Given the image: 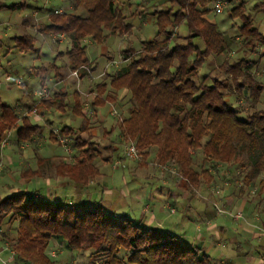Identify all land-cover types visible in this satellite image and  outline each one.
I'll use <instances>...</instances> for the list:
<instances>
[{"label": "trees", "instance_id": "1", "mask_svg": "<svg viewBox=\"0 0 264 264\" xmlns=\"http://www.w3.org/2000/svg\"><path fill=\"white\" fill-rule=\"evenodd\" d=\"M68 1L71 10L51 11L50 22L44 29L70 39V67L83 77L86 68H91L84 41L101 44L108 33H124L132 24H123L119 0ZM167 1L177 5V9L155 11L157 36L145 42L140 53L113 74L108 83L102 81L97 85L95 104L103 106L113 101V90L126 89L125 102L130 106L128 116L120 124L121 134L126 141L136 142L139 154L147 156L149 149L156 147L158 161L174 159L191 182H198L199 167L200 174L212 178L205 165L216 168L221 163L248 160L249 169L243 178L253 184L264 173V110L246 113L241 118L244 111L236 104L241 99L237 91L254 102H259L264 94V83L251 71L256 61L243 56L228 63L223 79L212 76L210 71L199 76L209 58L220 57L232 49L237 36H228L207 18L211 12L209 4L218 0ZM227 1L229 16L242 22L237 26L238 36L243 39L242 50L255 54L257 48H264V32L255 25V16L246 11L244 0ZM4 6L0 1V8ZM80 8L86 10V16L77 14ZM253 9L264 16V0L256 2ZM183 23L189 34L182 41L173 42V30ZM196 38L203 40V49L193 41ZM33 43L30 35L17 38L22 51L32 49ZM66 96L67 93L56 90L40 103L51 107L59 102L61 109H65ZM75 97L74 111L82 113L78 92ZM13 130L16 142L25 143L39 135L40 127L14 106L0 102V143ZM84 131H88L86 125L76 131L70 127L60 130V135L71 138L77 155L75 162L60 161L56 166L58 176L81 188L99 175L94 161L100 152L91 135L86 140L80 137ZM52 138L59 141L55 134ZM197 150L202 154L200 162L195 156ZM4 221L7 225L19 224L16 248L21 264H56L46 252L53 240L71 252H89L90 261L85 264H215L202 248L166 230L105 214L101 205H72L16 192L0 197V226ZM121 250L126 251V259L120 256Z\"/></svg>", "mask_w": 264, "mask_h": 264}, {"label": "rangeland", "instance_id": "2", "mask_svg": "<svg viewBox=\"0 0 264 264\" xmlns=\"http://www.w3.org/2000/svg\"><path fill=\"white\" fill-rule=\"evenodd\" d=\"M1 1L6 4V6L0 9V34L2 36L4 35L3 40L0 41V83H2L0 86V99L4 103L15 106L22 100L23 90H26L22 88L23 85H27L30 94L39 87L38 77L30 72L31 69L34 67L38 68L40 66H45L48 67L47 71H52L54 73L55 71H53L51 64L55 63L57 65H63V61L68 62L69 59L66 54H64L63 59H60L58 56H56L57 51L66 50V42L57 47L54 44L55 42H52L50 39L49 31L44 29V25L49 24L50 21L45 19V16L51 13V11H70L71 7H68L69 4L66 0ZM165 1L166 0H119L117 2V5L121 11V15L124 16V19H122L123 24L131 23L132 28H128L127 31L124 30V33H108L107 39L101 44L93 42L92 40L88 43L84 41V43L87 45V56L93 61L95 66V72L93 76L95 81L101 80L100 78H97V74H99L102 70V78L103 80H107L106 77L108 72L109 74H115L126 67L145 47L147 44L145 42L153 40L157 36L158 26L154 18L155 11L168 10L169 8H174V10L177 9V5L172 6L171 2ZM258 1L260 0H244V3L246 11L255 16V25H257L261 31L264 32V16L255 13V10L253 9L254 4ZM214 4L215 3L209 4L208 7L211 9V12L208 14L207 18L210 21L218 24L220 29L228 36H237V40L236 42L233 41L232 49H230L224 55L220 57L213 56L209 58V60L204 64L203 68L200 69L199 76L206 75L210 71L209 73L212 76L223 79L224 70L228 63L237 61L243 56H247V58L251 59L253 62L254 60L256 61L251 69L252 74L255 77L261 79L264 83V57H261L262 53L264 52V48H257V52L255 54L249 52L246 54L245 50H242L240 46L243 39L238 36L237 30V26L242 24L241 20H233L229 16L230 6L228 1L223 12L218 14L214 13L213 11ZM77 14L80 16H86L87 12L85 9L80 8L77 11ZM27 19L33 20L35 23L37 19H41L42 23L38 25L39 27H37L35 32L32 29L28 30V33H31L30 36L33 38V45L35 46L32 49L22 51L17 45L15 46L17 42L15 43L14 37L23 34L21 31L23 30L22 24L23 21ZM188 34L187 26L183 23L178 26V28L173 30L172 40L173 42L175 40L182 41L181 38L186 37ZM56 35L58 36L59 34H55L54 36L57 37ZM64 37L65 39L68 38L65 35ZM193 41L201 49L205 47L202 39L196 38ZM105 49L108 51V55L115 60L114 62L108 63L106 66L105 64L107 62L105 61L107 58L104 56ZM126 58L127 60H124ZM93 63L90 65V70L87 71L89 74H91L93 71ZM213 67L216 69L212 71L211 69ZM62 71L63 73H66V70L63 69ZM214 77L211 78L213 79ZM18 80L23 84L19 85L14 83ZM87 80L85 79L84 82ZM10 83L12 84L11 89L7 88L6 86V84ZM231 83L235 84L233 81H231ZM41 89L37 90V100L39 99L37 94ZM68 89L70 92L73 91L72 88ZM124 90L126 89H121L118 91L113 90V101H107L103 107L100 106V108H103V112L108 115L106 116V122H94L95 126L93 128L97 132L95 138L93 137L95 139L94 143L97 144V142H100L101 147L99 148H101L102 153L101 156L96 157L94 161L96 166L99 168V175L92 180L99 179V177L101 178L102 176V178H104L105 174L103 173L107 172L106 177L115 176V179L114 181L104 180V185L107 184L114 186L112 188L115 192L114 195L118 194L122 189L126 192L129 189H136L133 190L134 193L136 191L140 192V189H145L149 194L152 188V192L156 197L155 202H161L167 199L169 196L168 190L163 189V193H161L162 189H160L158 185H155L154 183H145L144 179L137 176H131L130 182L125 184L122 176L123 171H120L123 169L114 171L112 169H117L121 162L124 164L128 162L127 164L131 163L128 172L140 175H153L156 173L157 176H161L168 183H172L174 185L179 184L183 187H185L183 182H187L188 185L185 188L188 189L189 193L192 194L194 198H191L190 201H185L183 203H190L194 208L191 211L185 212L183 204L178 203V213L174 216V218L180 219L181 223L187 225L188 228L190 227L188 224L192 221L193 233H195V227L197 223H200L202 226V235H207L209 239L212 238L215 241H220L221 244H224V247L218 246V244H216L215 247H213L209 252L211 257H213V262L215 264H260V259L264 260V173H262L259 178H256L253 184L246 183L244 181L243 175L249 169L248 160H242V162L235 160L233 163L218 164L216 168H209L208 165H205L204 167L209 169L212 178L200 174L202 168H198V166L195 165V167L200 170L198 175L199 180L198 182H191L186 180V177L183 176L179 165L174 159H170L165 162L158 161L156 147L150 148L147 156H143L138 152V156L136 158L126 157V148L129 144H136V142L133 140L126 141L121 135L120 124L122 120L129 114L130 106V103L125 102L128 98V95H125V97L121 98L122 92ZM237 92V95L240 96L241 99L236 105H239V107L244 111V113H240L239 117L245 118L246 113L248 114L253 113L254 111L264 110V94L262 95L259 102H254L248 99L245 95H241L239 91ZM231 98L232 102L235 104L234 97ZM67 101H72V96L68 97ZM59 119L60 117H58L57 121ZM75 119L79 120V118L74 116V114L66 112V114L62 115L60 120L62 121V124L57 123L54 127L58 126V128H60L65 124L73 126L77 123H73ZM107 119L110 121H107ZM108 128H112L113 132L109 134L105 133ZM114 132L115 134H118V138L114 139V141L111 143L110 137L112 134H114ZM15 137L16 130H13L11 131L9 143L7 144L6 148L10 147L11 142L14 141ZM70 142H72V140L69 138L67 143L73 150ZM105 142L106 144H111L113 148L115 145H117L118 153H116V151L109 152V149H105V147H103ZM6 148H4L3 153L6 151ZM55 149L58 151V153L61 152L59 148ZM50 152L54 153V151ZM64 152L65 155L63 158H67L66 161L70 162L73 160L74 150L71 153L65 150ZM109 154H111L112 159L110 161H106L105 157H107V155L109 156ZM123 156L125 158H123ZM195 156L199 162L202 160V154L200 150L195 152ZM70 157L73 158L70 159ZM31 160V162L34 164L33 159ZM1 162L0 197L20 191L14 190V188H25L24 184L21 185L20 183L14 182V180H17V178L20 176V173L23 172L25 168L24 164L15 165V167L9 169L8 166L5 165L4 158ZM55 164L56 161L53 160L51 163L50 159L48 164L42 165L43 168L41 166L40 167L46 170V172L48 171L49 173L54 174ZM36 166H39V164H36ZM4 176H6L7 183H2L3 181H1V179L3 180ZM55 176L58 177L57 175ZM128 178L129 175H127V179ZM8 185L11 188L7 187ZM150 185H152V187ZM23 188L21 191L26 192L28 196H33L34 193L32 192V184H29L28 188L26 189ZM226 198L229 200L232 198L231 204L223 202V200H227ZM67 201H69L68 198H62L55 202L68 203ZM203 203H207L209 205L212 204L216 209L217 207H220L222 210H224V212L218 213L223 214L225 217H227V219H229L227 222H225V224H220L221 221L215 218L213 221L214 226L211 228L212 236H210V232L207 230L208 226L205 221L206 219L202 214ZM243 205L250 209L249 213L246 211L243 212ZM231 207H235V211L230 210L232 209ZM107 211L108 210L104 207L105 214L108 213ZM121 211L122 209L118 210V214L116 216L118 219L123 218L122 216H119L122 215ZM238 212H243L242 218H236L234 216V214ZM172 217L173 216H171V218ZM238 220H240L239 223ZM5 221L4 224L0 226V231L4 232L2 233V236L0 233V249L7 247L10 251H12V253H15L13 257H10L8 264H13L14 262V264H21V262H19L17 259L18 252L16 248L18 243L17 229L19 224L14 223L13 225H7ZM241 223L245 225L248 230L256 232L257 236L253 237L250 234H242V230H240ZM221 226L223 228H220ZM237 228L239 231H237ZM5 251L6 250H4V252ZM4 252L0 253V264H3L2 259L9 258V255L6 254L7 252ZM46 252L50 254L53 260H55L56 264H85L90 261L89 252H71L67 250L64 245L56 242L55 240L50 243ZM221 255L223 257L222 260L219 261L218 258ZM120 256L126 259V251L121 250ZM95 259L96 261L101 262L100 258H94L93 260Z\"/></svg>", "mask_w": 264, "mask_h": 264}, {"label": "crops", "instance_id": "3", "mask_svg": "<svg viewBox=\"0 0 264 264\" xmlns=\"http://www.w3.org/2000/svg\"><path fill=\"white\" fill-rule=\"evenodd\" d=\"M1 1V0H0ZM69 4L68 7H71L68 0H66ZM6 6V4H4ZM3 8V7H2ZM0 8V9H2ZM37 13V12H36ZM45 19L50 21V13L45 16ZM41 19H37L36 23L33 20L27 19L23 21L22 24V35L15 36L14 41L17 42V38L24 36V35H31V33H28V30H34V32L37 30L38 25H40ZM48 25V24H47ZM46 26V24L44 25ZM33 35V34H32ZM55 35V34H54ZM52 33H50V39L52 42H55L54 44L59 47L61 44L65 43L67 44L65 51H57L56 56L58 58L63 59L64 54H67V51L70 48V39L64 37L65 34L55 37ZM66 36V35H65ZM4 35L2 36L0 34V41L3 40ZM91 40H85L86 43L90 42ZM85 43V44H86ZM18 46V44H15V46ZM69 45V47H68ZM35 46V45H34ZM87 46V45H86ZM108 51L105 49L104 53L107 58L105 62V66L110 63L114 62L115 60L112 59L108 53ZM108 56V57H107ZM69 59V56H68ZM90 60V59H89ZM124 60H127L124 59ZM91 63H93L92 60H90ZM51 67L54 73L51 71H47L48 67L40 66L38 68L31 69V73L38 77L39 80V87L31 92V94L28 91L27 85H23L22 88L26 89L22 92V100L16 104L14 107L22 114L28 116L33 123H36L40 127L39 135L32 138V140L27 141L25 143H17L16 137L14 141L11 142V145L9 148H6V151L3 153V158L5 165L8 166L9 169L12 167H15V165L24 164L25 168L23 172L20 173V176L17 178V180L14 182L20 183L21 185L24 184L25 188L18 187L14 188V190H20L18 192H24L21 191V189L28 188L29 184H32V192L33 198L35 199H51L53 201L60 200L62 198H68L69 201H67V204L72 205H82L87 207H95L98 205H101L102 208L104 207L108 210V214H113L115 217L118 214V210L122 209V216L123 218H130L136 222H140L143 225L147 227H154L159 228L162 230L168 231L170 234L175 235L186 242L191 243L194 246L202 248L204 252H206L208 255L209 252L213 247H215L216 244L218 246L224 247V244H221L220 241H215L212 238H208L207 235H202V226L200 223H197L195 227V233L192 232L193 229V222L189 223V228L187 225H184L181 223L180 219L174 218L175 215H177V204L181 203L184 206L185 212L191 211L194 207L191 206L190 203H183L185 201H190L191 198H194L192 194L189 193L188 189L185 187L179 185V184H172L165 181L161 176H157L156 173L153 175H140V174H134L131 172H128V169H130V164H124L121 162L120 166L117 169L114 170H120L122 172L124 183H129L131 176H137L144 179L145 183L155 184L158 185L160 189H162L161 193H163V189L168 190V198L161 201V202H155L156 197L155 194L152 192V188L150 193L148 194L147 190L140 189L136 191L135 193L133 190L136 189H129L127 192L125 190H120V192L116 195H114V190L112 189L114 186L112 185H104L105 181H114L115 176H107L106 173L104 178L91 180L89 185L85 188H81L78 186L75 182L67 179V178H60L61 176H58L56 173V166L60 163V161H66L67 158H63L65 155L64 149L62 145L57 140L54 141L52 138V135L55 134L58 138L60 136V130H62L64 127H70L73 128L75 131L81 128L82 125H86L88 128V131H84L80 133V137H82L84 140L88 139V137L91 135L92 142L95 141V135H97L96 130L93 128L95 126L94 122L100 121L102 123L106 122V113L103 112V108H100V106H97L95 104V98L97 96V85L101 83L102 81L104 83H108L112 74L107 73V80H103V70L97 74V78H100L101 80L95 81L94 72H95V66L93 63V71L91 74L87 73L83 77L80 75L79 77H76L72 75L73 70L70 67V60L63 61V65H57L55 63L51 64ZM46 68V70L44 69ZM66 70V73H63L62 70ZM104 69V68H103ZM31 74V75H32ZM100 76V77H99ZM45 78V79H43ZM87 80L84 82V80ZM44 80V82H42ZM102 82V83H103ZM16 84L22 85L23 83L19 80L14 82ZM2 83H0V86ZM7 88L11 89L12 84H6ZM47 87L49 89V95L45 98L52 97L54 92L56 90H61L65 93H67L66 96V103L67 105L64 107L65 109H61L59 102L54 103L51 107H46L45 105L39 103V101L36 99V93L37 90ZM68 88H72L73 91L70 92ZM76 92L79 93V99L81 102V112L78 113L74 111L75 107V94ZM125 95H128V91L124 90L122 92V97H125ZM72 96V101H67L68 97ZM1 98V97H0ZM89 101V102H88ZM0 102L1 99H0ZM4 103V102H3ZM8 104V103H6ZM125 105V104H124ZM12 106V105H11ZM103 107V106H102ZM57 110V111H55ZM66 112L74 114L79 120L75 119L73 121L77 122L75 125H63L62 127L58 128L54 127L56 124H62L60 121L62 118V115L66 114ZM70 115V114H69ZM128 116V115H127ZM126 116V117H127ZM58 117L60 119L57 121ZM107 121H110L107 119ZM106 125V124H105ZM113 129L108 128L105 133H112ZM122 135V134H121ZM94 137V138H93ZM70 138V137H69ZM118 138V134H112L110 137L111 143L114 141V139ZM71 140V138H70ZM95 144V143H94ZM96 148L99 150V155L101 156V147L100 142H97L95 144ZM105 149H109V152L116 151L117 152V145L111 146V144H106L103 146ZM55 148H59L61 152L58 153V151ZM50 151H54L50 152ZM50 152V153H48ZM115 153V152H114ZM115 153V154H116ZM77 155L76 151L73 153V157H70V159L73 158L70 162H75V156ZM97 156V157H98ZM33 159L34 164L31 162ZM123 158H125L123 156ZM56 161V164L54 165V174L57 175L56 177L53 173H49L48 171L42 169V165L48 164V161ZM112 159L111 154L107 157H105L106 161H110ZM115 163V162H114ZM36 164H39V166H36ZM96 165V164H95ZM42 168H41V167ZM6 167V166H5ZM40 167V168H39ZM129 167V168H128ZM7 168V167H6ZM113 173V172H112ZM127 175H129V178L127 179ZM1 178V177H0ZM20 178V179H19ZM133 178V177H132ZM2 183H7L6 176L3 177ZM13 184V183H12ZM10 185V184H9ZM7 187H10V186ZM152 187V185H150ZM11 188V187H10ZM13 189V188H12ZM16 193V192H14ZM13 194V193H11ZM10 195V194H9ZM227 200H223L224 203L231 204L232 198L230 200L226 198ZM138 202V204H137ZM201 205V204H200ZM203 210L202 214L204 218L206 219L207 224V230L210 232V236H212V227L214 226V219L220 220V224H225L229 219L225 217L223 214H219L217 212V209L212 204L203 203L202 204ZM235 211V207H231ZM124 211V212H123ZM250 212V209L248 207L243 205V212ZM232 212V211H231ZM171 216H173L171 218ZM171 218V219H170ZM237 221V220H236ZM240 220H238V223ZM241 223L240 230L242 234L251 236H257L256 232H253L251 230H248V228ZM220 228H223L222 226ZM237 231L239 229L237 228ZM197 233V234H196ZM187 234V235H186ZM2 236V234H1ZM188 238V239H187ZM199 241V243H198ZM57 242V241H56ZM1 245V244H0ZM2 248V247H1ZM7 252V253H6ZM4 253L9 255V251L6 250ZM211 256V255H210ZM222 255L218 258L219 261L222 260ZM213 258V257H211ZM213 260V259H212ZM13 263V262H12ZM15 263V262H14ZM13 263V264H14ZM89 263V262H87ZM260 264H264V260L260 259ZM18 264V263H17Z\"/></svg>", "mask_w": 264, "mask_h": 264}, {"label": "built area", "instance_id": "4", "mask_svg": "<svg viewBox=\"0 0 264 264\" xmlns=\"http://www.w3.org/2000/svg\"><path fill=\"white\" fill-rule=\"evenodd\" d=\"M226 4H227V0L216 1L214 4V7H213L214 13H216V14L222 13ZM54 12L60 13V12H62V10H55ZM86 69H87V71L90 70L89 68H86ZM72 75H74L76 77L80 76V74L77 70L73 71ZM37 95L39 96L38 101L40 103L42 99H45L49 95L48 88L47 87L42 88L38 92ZM10 135H11V132H8L0 143V169H1V164H2L1 161H3V150L7 146V144L9 143ZM68 139H69L68 137L60 135L59 136V143L63 146L65 151H68L71 153L73 150L70 148L69 144L67 143ZM125 156L128 158H136L138 156V149H137L136 144L131 143L128 145V147L126 148V151H125ZM217 212H224V210H222L220 207H217ZM234 216L236 218H242L243 212L235 213ZM4 250L9 251V258L8 259H2V262H3V264H8L10 257H13L15 255V253H12V251H10L7 247L0 249V253L4 252Z\"/></svg>", "mask_w": 264, "mask_h": 264}]
</instances>
